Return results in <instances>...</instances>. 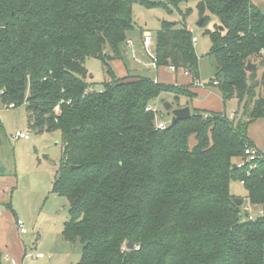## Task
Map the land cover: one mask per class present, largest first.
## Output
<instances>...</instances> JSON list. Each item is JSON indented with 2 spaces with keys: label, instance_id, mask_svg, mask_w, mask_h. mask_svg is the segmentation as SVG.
Segmentation results:
<instances>
[{
  "label": "trees",
  "instance_id": "trees-1",
  "mask_svg": "<svg viewBox=\"0 0 264 264\" xmlns=\"http://www.w3.org/2000/svg\"><path fill=\"white\" fill-rule=\"evenodd\" d=\"M137 1L166 6L0 0V104L24 105L28 127L38 133H60L51 191L69 204L62 238L83 244L75 264H264V216L249 219L229 187L243 181L249 205L264 206V157H244V148L255 146L250 123L262 120L264 139V12L253 0L197 2L201 27L219 22L204 30L212 82L223 102L238 101L239 116L194 109L160 130L147 106L164 98L178 107L180 97L195 94L146 77H116L109 61L121 57ZM192 36L187 26L162 21L153 35L156 67L199 79ZM85 58L99 59L105 70L97 90L86 81ZM127 242L138 248L123 249Z\"/></svg>",
  "mask_w": 264,
  "mask_h": 264
},
{
  "label": "rangeland",
  "instance_id": "rangeland-1",
  "mask_svg": "<svg viewBox=\"0 0 264 264\" xmlns=\"http://www.w3.org/2000/svg\"><path fill=\"white\" fill-rule=\"evenodd\" d=\"M146 1L161 2L166 6H146L138 1L133 4V29L128 33L132 43L127 44L128 47H122L121 53V60L128 72L158 79L163 83H167L164 81L167 79L177 80L179 84L189 82L190 79L183 75V70L175 71L168 66L156 67L153 64L154 39L148 47H144L142 43L144 33L149 32L153 37L162 21H170L176 22L178 26L190 27L193 35L197 37V42L193 46L198 57L199 78L203 83H208L215 74L214 59L209 55L210 39L204 33L208 25L205 27L197 25L201 18L196 8L198 0ZM253 4L262 7L264 0H253ZM84 66L88 72L86 81L92 88L99 89L106 80L101 61L96 58H85ZM260 70L261 68L258 67V71ZM211 87L212 89H207L208 92L221 97L218 88ZM154 103L158 104L161 112V114L157 112L156 121L163 119L169 123L170 115L164 111L160 99L151 102V104ZM220 107L226 112L227 117L233 118L238 101L232 98L224 103L221 102ZM16 130L27 132L29 138L14 139L13 134ZM248 137L255 147L264 153L260 120L249 124ZM62 145L59 131L38 133L28 127L24 105L8 108L0 104V175L14 179L10 203L18 211L17 216L24 221L27 229L26 259L29 264H75L81 256L83 244L80 241H64L61 236L64 222L69 219L68 201L51 191L58 170ZM229 187L235 198L243 199L242 208L248 211L247 214H257L256 207L247 204V193L242 184L238 181H230ZM38 252L43 253L45 258H37ZM47 256L50 258H46Z\"/></svg>",
  "mask_w": 264,
  "mask_h": 264
},
{
  "label": "crops",
  "instance_id": "crops-1",
  "mask_svg": "<svg viewBox=\"0 0 264 264\" xmlns=\"http://www.w3.org/2000/svg\"><path fill=\"white\" fill-rule=\"evenodd\" d=\"M255 6H257L260 9V11L264 12V10H262L264 6H262V7H261V5H259V6L255 5ZM218 24H219V22L213 18L211 20V22L208 24L207 28L210 30H213V28ZM187 29L193 35L192 29L188 26H187ZM193 36H195V35H193ZM128 40L131 41L128 37L126 42L124 43V45H122V47H125V46L128 47V45H127ZM196 42H197V40H196ZM121 59H122V56L120 58H113L109 61V65L112 68V70L114 71L117 78L140 77L137 74H130V72H128L126 66L124 65V63L122 62ZM152 62H153V60H152ZM180 70H183V69H180ZM184 72L185 71L183 70V72H182L183 75L185 77H189V79H190L189 82H187V83L181 82L182 84H179V82L177 83V80H173V79L164 80L167 83H171V84H175V85H181V86H187L195 94V97L192 99H189V100L185 97H180L179 101H178V103H179L178 107L188 106L190 108L191 114L193 113L194 109H198V110H202V111L222 112L226 115V112L224 110H221V107H220L221 102H223L222 98L218 95H215V94H212L211 92H208V90H207V89H212L211 86H213L214 88L217 87L216 84L214 85L212 83V79L214 76L209 80L208 83H204L205 84L204 87H200L194 83L190 73L184 74ZM141 77H145V76H141ZM146 78H149V77H146ZM151 80H154L157 82L160 81L158 79H151ZM199 80H200V78H199ZM173 81H175V82L173 83ZM152 106L156 107L157 111L160 112L158 104L155 103ZM173 107H176V105L174 104ZM238 115H239V110L237 107V109L233 112V117H238ZM258 120H260V119H258ZM260 121L262 123V132H263V122H262V120H260ZM165 123L168 124L167 122H165ZM247 136H248V129H247ZM263 142H264V139H263ZM263 155H264V153H263ZM13 183H14V179L12 177L0 175V264H29V261H27V259H26L27 245H26L25 233L27 232V229H26L25 233H21L18 230V228L15 224V220L20 219L17 216L18 211L15 210V208L10 203V193H11V190L13 187ZM242 204H243V199H242ZM247 204H249V203H247ZM255 209L257 210V214H258L259 210H262L263 216H264V206L263 207L262 206L256 207ZM23 223H24V221H23ZM24 225H25V223H24ZM38 253H41V252H38ZM38 253H36V255ZM37 258L43 259V258H45V255L43 254V257H37ZM46 258H50V256H47Z\"/></svg>",
  "mask_w": 264,
  "mask_h": 264
},
{
  "label": "built area",
  "instance_id": "built-area-1",
  "mask_svg": "<svg viewBox=\"0 0 264 264\" xmlns=\"http://www.w3.org/2000/svg\"><path fill=\"white\" fill-rule=\"evenodd\" d=\"M196 40H197V38H196L195 36H192V43H193V44L196 42ZM152 41H153V37L150 35L149 32H146V33L143 34V37H142V43H143V46H144V47H148V46L151 44ZM127 44L129 45V44H131V42L128 40V41H127ZM152 60H153V64L155 65V63H154L155 61H154V59H153V56H152ZM168 67H169L171 70H175L174 66H171V65H170V66H168ZM184 74H188V72L185 71ZM194 83H195L196 85L200 86V87H204V85H205V84H204L202 81H200L199 79H195V80H194ZM212 83H213L214 85L217 84L215 81H213ZM6 107H8V108H14L15 105H14L13 103H9ZM146 109H147V110H150V111H153V112H155L156 114H157V112H158L157 109H156V107H154V106H152V105H148ZM166 125H167V124H166L162 119H161L160 121H157V122H156V127H157L158 129H160V130L164 129V128L166 127ZM13 138H14V139H20V138H22V139H28V138H29V135H28V133L25 132V131H19V130H16V131L14 132V134H13ZM244 157H245L246 161L251 162V161H254V160H257V159H259V158L264 157V155H263V151H261V150L258 149L257 147H255V146H246V147L244 148ZM235 166H236L237 168H241V167L244 166V162H243V161H239ZM240 183L242 184L243 181H240ZM258 214H259L260 216H263V211H262V210H259ZM258 214H257V215H258ZM248 218H249V219H253L254 216H253V215H248ZM15 224H16L18 230H19L21 233H25V232H26V228H25V225H24V223H23L22 220H20V219H16V220H15ZM137 248H138V246H135V245H134L133 249H137ZM123 249H125V250H129V249L126 248V245H124ZM36 256H37V257H43V254H42V253H38Z\"/></svg>",
  "mask_w": 264,
  "mask_h": 264
},
{
  "label": "water",
  "instance_id": "water-1",
  "mask_svg": "<svg viewBox=\"0 0 264 264\" xmlns=\"http://www.w3.org/2000/svg\"><path fill=\"white\" fill-rule=\"evenodd\" d=\"M201 22H202V18H200V20L197 22V25L200 26ZM222 29L223 27L219 26V30ZM254 68H255V64L251 63L250 61H248L247 64L244 66V69L248 72H251ZM160 103L162 104L164 111L168 112L170 115V122H169L170 125H173L180 120H185L191 116L190 108L188 106L173 107L172 104L164 98L160 99ZM71 168H74V166H71ZM233 202L236 205H241L242 199L233 198ZM133 247H134L133 243L131 242L126 243L127 249L132 250Z\"/></svg>",
  "mask_w": 264,
  "mask_h": 264
}]
</instances>
